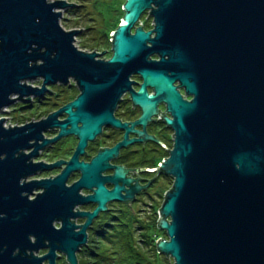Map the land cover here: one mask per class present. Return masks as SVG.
<instances>
[{
    "label": "water",
    "instance_id": "1",
    "mask_svg": "<svg viewBox=\"0 0 264 264\" xmlns=\"http://www.w3.org/2000/svg\"><path fill=\"white\" fill-rule=\"evenodd\" d=\"M72 4L0 0V112L69 78L79 90L45 119L6 126L0 118V264H55L57 252L77 264L97 212L108 200L132 199L139 191L134 185L120 194L132 180L121 166L108 164L118 146L90 163L77 160L103 125H126L112 116L125 91L141 109L136 122L145 124L163 103L169 113L164 121L173 130L169 156L160 165L172 184L157 212V227L167 236L156 239L157 252L174 264H264V0H125L107 59L100 57L105 50L75 46L81 28L60 25L61 10ZM146 10L153 19L148 30L136 25ZM153 53L157 60L149 59ZM135 73L142 79L137 90L129 80ZM35 79H42L40 87L27 83ZM55 126L59 136L78 137L74 155L56 177L23 181L52 167L31 157L51 141L42 131ZM110 167L113 175L102 177ZM75 169L80 179L65 186ZM105 181L114 187L107 190ZM82 186L95 190L81 197ZM38 187L43 192L29 199ZM86 201L98 206L73 212ZM78 216L86 217L84 224L72 222ZM40 249L47 252L37 256Z\"/></svg>",
    "mask_w": 264,
    "mask_h": 264
},
{
    "label": "flooded vegetation",
    "instance_id": "2",
    "mask_svg": "<svg viewBox=\"0 0 264 264\" xmlns=\"http://www.w3.org/2000/svg\"><path fill=\"white\" fill-rule=\"evenodd\" d=\"M148 29L149 28H146L145 30ZM158 58L156 53L149 56V59L153 60H157ZM134 77L137 79H134ZM129 80L134 81L131 85L133 90H137L139 84L142 82V79L136 73L132 74ZM70 82L74 83L73 85L77 88L72 78H69L66 84L55 83L50 85H67ZM33 86L40 87L41 83L40 85ZM174 86H178V82H175ZM47 89L48 91L45 93L50 92L48 86ZM177 89L183 98L188 100L191 98L185 94L183 88L177 87ZM147 93H152L150 87H147ZM54 96H57V94L55 93ZM76 96H69L66 94L65 97H62V103L59 105L56 99L57 101L53 103V106L58 105L56 109L50 110L46 116L38 120L45 119L50 113L57 111L60 107L72 101ZM34 97L37 96L32 95L28 101H22L25 103L30 101L35 102L36 99L37 101H41ZM38 97L42 98L43 95ZM44 98H46V96H44ZM28 105L29 104H23L24 107ZM157 110L158 114L152 115L145 124L136 122L141 115V109L132 102L130 92L125 91L121 95L112 116L120 124L126 125H103L100 129V133L95 135L93 139L87 140L83 152L78 154V162L90 163L100 151L118 146L116 155L108 160V164L113 167L121 166L125 170L124 177L132 180L129 184L122 185L123 190L120 191V194L125 195L126 190L131 189L134 185H139L140 189L138 192L133 193L132 199L108 200L105 203V209L97 212L96 216L92 218L85 230L87 237L86 243L76 252L77 264H81L83 260H85L84 262L88 261L89 263L91 261L95 264L98 261L99 263L102 262V264H118V262H116L117 258L119 259V263L123 264H154L153 255L150 254L152 251L148 248L146 249L148 243L155 245V242L152 241L153 236L149 232L153 230L154 227L151 221V215H153L151 210L153 207L152 201L153 195L158 193L157 190L160 186L158 183L160 180H163L162 182L166 185V190L163 194H158V196L162 197L161 204L165 192L169 190L171 186H169L171 176L160 170V165L169 156V150L172 146L173 139V130L164 121V116H169V113L165 109V105L159 103L157 105ZM65 117L66 114L63 112L57 119L63 120ZM24 123L27 122L24 121ZM129 128L131 129L129 130ZM59 133L60 128L56 126L48 127L43 130V138L51 139V141L44 147L38 149L36 155L31 157L32 163L52 166L51 169H40L36 173L24 178L23 181L29 182L32 180L40 181L42 179H52L59 175L65 168L66 163L75 153L79 139L72 133L61 136H59ZM34 142V140L30 141V143ZM42 142L43 139H40L37 143L40 144ZM32 150L33 147L25 149L24 152L29 153ZM57 163H59V165H55ZM113 167L105 169L100 175L102 177L113 175ZM45 172L49 175L42 177L41 174ZM80 177L81 170H72L65 180V186L73 185ZM164 180L166 182H164ZM103 185L107 190H111L114 187V183L111 181H105ZM94 190L95 186L91 188L82 186L78 189V195L86 197L92 195ZM41 192H43V188H34L28 195V198L34 199L36 195ZM97 206L98 203L95 201H86L75 205L73 207V212L90 213ZM159 207L156 209L157 212ZM71 220L75 225H82L85 223L86 217L78 216ZM53 224L57 228L60 226V222L58 221H55ZM155 224L157 227V221ZM138 244L142 246L145 254H137ZM108 246L110 248L109 250ZM122 246H124V249Z\"/></svg>",
    "mask_w": 264,
    "mask_h": 264
},
{
    "label": "rangeland",
    "instance_id": "3",
    "mask_svg": "<svg viewBox=\"0 0 264 264\" xmlns=\"http://www.w3.org/2000/svg\"><path fill=\"white\" fill-rule=\"evenodd\" d=\"M68 3H74L70 7L61 10V18L60 25L64 30H72V29H80L78 34L75 35L74 44L77 48L85 51H96L100 54L102 58H108L111 54V32L114 28H116L117 22L121 15L122 4L125 0H65ZM142 25L144 29H151L153 26L152 16L148 14V11H144L139 18V21L136 23ZM134 79H137L134 77ZM42 80V79H41ZM41 80H31L27 81V83L32 85H40L42 83ZM41 81V82H40ZM74 83L70 82L67 85L56 84L54 86L47 85L52 92H47L43 94V97H34L38 98L41 101L28 102L25 103L21 100H17L5 107L1 113L0 117H4L6 126H20L25 124V122H35V120L41 117L46 116L50 110L56 109V106L61 104L62 97L65 95H73L76 96L79 90L73 85ZM57 96H54V94ZM46 96V98H44ZM68 98V97H67ZM58 101H57V100ZM25 101V100H24ZM28 101V100H27ZM58 102V105H54L53 103ZM23 104H29L24 107ZM66 166V165H65ZM47 172L42 173L41 176H48ZM160 180L158 183L160 186L158 187L157 194L153 195L152 201V214L151 221L154 225L153 230L149 231L153 236V242L156 241L157 238H165L167 236L164 231L160 230L156 227V221L158 218L157 208L160 206L162 197L158 196V194H163L166 190V185ZM164 182H166L164 180ZM172 184V177L169 180V186ZM58 226V225H56ZM59 227V226H58ZM108 246V250H109ZM47 252V249H41L37 256H41ZM143 252H145L143 250ZM60 256L57 257L55 264H68L65 256L62 253L57 252ZM154 258V264H174L173 259L171 257L165 256L164 254L157 252H150ZM83 260L81 264H95L91 261L88 263ZM84 262V263H83ZM43 264H47L46 261Z\"/></svg>",
    "mask_w": 264,
    "mask_h": 264
},
{
    "label": "trees",
    "instance_id": "4",
    "mask_svg": "<svg viewBox=\"0 0 264 264\" xmlns=\"http://www.w3.org/2000/svg\"><path fill=\"white\" fill-rule=\"evenodd\" d=\"M118 23H119V20H118V22H117V25H118ZM116 25V26H117ZM171 187V186H170ZM153 241V240H152ZM147 244V243H146ZM150 247V248H149ZM122 248L124 249V246H122ZM150 249L151 251H153V252H157V249H156V247H155V245L154 244H152L151 245V243H148V245H147V247H146V249ZM145 254V252H143V248H142V246L140 245V244H138V246H137V254L138 255H141V254ZM116 262H118V264H123V263H119V259L117 258V261ZM96 264H102V262H100L99 263V261L96 263Z\"/></svg>",
    "mask_w": 264,
    "mask_h": 264
},
{
    "label": "bare ground",
    "instance_id": "5",
    "mask_svg": "<svg viewBox=\"0 0 264 264\" xmlns=\"http://www.w3.org/2000/svg\"><path fill=\"white\" fill-rule=\"evenodd\" d=\"M120 18H121V17H120ZM120 18H119V20H120ZM0 113H1V112H0ZM0 118H2V117H0ZM4 123H5V120H4ZM33 156H34V155H33ZM33 156H32V157H33ZM45 169H51V167H49V168H45ZM40 250H41V249H40ZM40 250H39V251H40ZM39 251L37 252V254L39 253ZM37 254H36V255H37Z\"/></svg>",
    "mask_w": 264,
    "mask_h": 264
}]
</instances>
